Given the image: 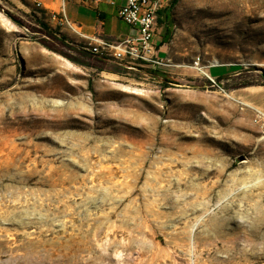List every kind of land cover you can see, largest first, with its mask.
I'll list each match as a JSON object with an SVG mask.
<instances>
[{
  "label": "rangeland",
  "instance_id": "374dc122",
  "mask_svg": "<svg viewBox=\"0 0 264 264\" xmlns=\"http://www.w3.org/2000/svg\"><path fill=\"white\" fill-rule=\"evenodd\" d=\"M42 1L0 0V264H264V0H169L159 71Z\"/></svg>",
  "mask_w": 264,
  "mask_h": 264
},
{
  "label": "built area",
  "instance_id": "2783aa9c",
  "mask_svg": "<svg viewBox=\"0 0 264 264\" xmlns=\"http://www.w3.org/2000/svg\"><path fill=\"white\" fill-rule=\"evenodd\" d=\"M65 3L67 0H62ZM85 4L95 5L102 0H81ZM166 0H126L118 12L119 18L133 29V35L109 41L97 37H87L67 19L65 6L62 7L61 26L74 31L87 42L84 48L91 54L105 60H113L133 67H144L159 71L171 66L167 53H163L158 44V17ZM200 60L195 62L199 67ZM213 80L212 78H210Z\"/></svg>",
  "mask_w": 264,
  "mask_h": 264
},
{
  "label": "crops",
  "instance_id": "0c3cea01",
  "mask_svg": "<svg viewBox=\"0 0 264 264\" xmlns=\"http://www.w3.org/2000/svg\"><path fill=\"white\" fill-rule=\"evenodd\" d=\"M168 1L169 0L165 1V5ZM125 4L126 0H102L101 3L95 5L85 4L81 0H67L65 3H63L62 0L42 1V5L45 9L50 11V13L53 14V18L57 20V23L61 27L60 32L65 34L69 40L77 42L78 44L81 43L83 39L69 28L61 26L63 5L65 6V15L67 19L81 34L87 37H97L104 40L115 41L131 36L125 35L123 31L120 30V22L123 21L119 18L118 12ZM54 6L57 7L56 10ZM70 6L79 7L81 11H74L69 8ZM158 44L162 47L161 51L163 52L165 46L163 45L162 37H159Z\"/></svg>",
  "mask_w": 264,
  "mask_h": 264
},
{
  "label": "trees",
  "instance_id": "16d2710c",
  "mask_svg": "<svg viewBox=\"0 0 264 264\" xmlns=\"http://www.w3.org/2000/svg\"><path fill=\"white\" fill-rule=\"evenodd\" d=\"M176 3H177V0H173V1H172V6L176 5ZM160 13H162V11H160ZM165 39L168 40V37H166Z\"/></svg>",
  "mask_w": 264,
  "mask_h": 264
},
{
  "label": "water",
  "instance_id": "95a60500",
  "mask_svg": "<svg viewBox=\"0 0 264 264\" xmlns=\"http://www.w3.org/2000/svg\"><path fill=\"white\" fill-rule=\"evenodd\" d=\"M217 86H218V87H221V86H222V84H221V83H218V84H217Z\"/></svg>",
  "mask_w": 264,
  "mask_h": 264
},
{
  "label": "bare ground",
  "instance_id": "6f19581e",
  "mask_svg": "<svg viewBox=\"0 0 264 264\" xmlns=\"http://www.w3.org/2000/svg\"><path fill=\"white\" fill-rule=\"evenodd\" d=\"M1 16V15H0ZM198 69V68H197ZM261 115H263L264 116V114L263 113H261Z\"/></svg>",
  "mask_w": 264,
  "mask_h": 264
}]
</instances>
